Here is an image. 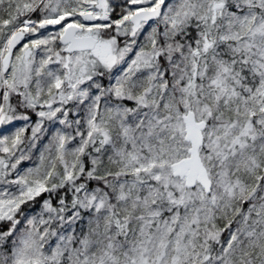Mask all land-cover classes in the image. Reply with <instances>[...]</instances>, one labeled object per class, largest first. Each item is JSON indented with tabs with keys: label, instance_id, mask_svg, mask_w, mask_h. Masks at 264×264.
<instances>
[{
	"label": "snow or ice",
	"instance_id": "6c2138e0",
	"mask_svg": "<svg viewBox=\"0 0 264 264\" xmlns=\"http://www.w3.org/2000/svg\"><path fill=\"white\" fill-rule=\"evenodd\" d=\"M0 264H264V0H0Z\"/></svg>",
	"mask_w": 264,
	"mask_h": 264
},
{
	"label": "rangeland",
	"instance_id": "374dc122",
	"mask_svg": "<svg viewBox=\"0 0 264 264\" xmlns=\"http://www.w3.org/2000/svg\"><path fill=\"white\" fill-rule=\"evenodd\" d=\"M21 123L22 122H17L16 124H14V125H12L11 127H9V128H4V129H2V131L4 132V133H7V130H9L10 128H15V127H19V126H21ZM29 164L28 163H26L25 165H23L24 167H27ZM46 195V194H45Z\"/></svg>",
	"mask_w": 264,
	"mask_h": 264
},
{
	"label": "trees",
	"instance_id": "16d2710c",
	"mask_svg": "<svg viewBox=\"0 0 264 264\" xmlns=\"http://www.w3.org/2000/svg\"><path fill=\"white\" fill-rule=\"evenodd\" d=\"M16 128V127H15ZM14 128H10L9 130H7V133L8 132H10V131H12ZM33 162H35V158H34V161ZM33 162H28V164H31V163H33ZM38 199H42V198H38ZM38 207H39V205H37V209H38Z\"/></svg>",
	"mask_w": 264,
	"mask_h": 264
}]
</instances>
